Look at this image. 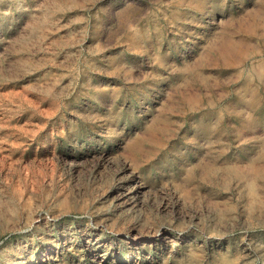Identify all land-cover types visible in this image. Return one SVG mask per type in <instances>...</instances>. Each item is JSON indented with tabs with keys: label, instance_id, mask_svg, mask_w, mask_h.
<instances>
[{
	"label": "rangeland",
	"instance_id": "obj_1",
	"mask_svg": "<svg viewBox=\"0 0 264 264\" xmlns=\"http://www.w3.org/2000/svg\"><path fill=\"white\" fill-rule=\"evenodd\" d=\"M0 264H264V0H0Z\"/></svg>",
	"mask_w": 264,
	"mask_h": 264
},
{
	"label": "bare ground",
	"instance_id": "obj_2",
	"mask_svg": "<svg viewBox=\"0 0 264 264\" xmlns=\"http://www.w3.org/2000/svg\"><path fill=\"white\" fill-rule=\"evenodd\" d=\"M253 72L259 73V72H261V69H260V70H255V69L253 68ZM203 125H204V124H203Z\"/></svg>",
	"mask_w": 264,
	"mask_h": 264
}]
</instances>
